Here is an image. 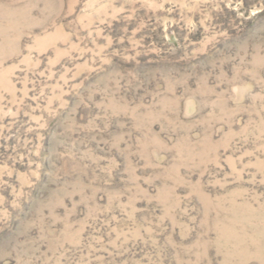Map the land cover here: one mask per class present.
Returning a JSON list of instances; mask_svg holds the SVG:
<instances>
[{
  "label": "rangeland",
  "instance_id": "obj_1",
  "mask_svg": "<svg viewBox=\"0 0 264 264\" xmlns=\"http://www.w3.org/2000/svg\"><path fill=\"white\" fill-rule=\"evenodd\" d=\"M0 264H264V0H0Z\"/></svg>",
  "mask_w": 264,
  "mask_h": 264
}]
</instances>
